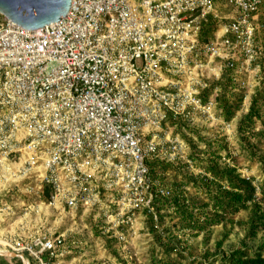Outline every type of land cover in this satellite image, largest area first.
I'll return each instance as SVG.
<instances>
[{
    "label": "built area",
    "instance_id": "obj_1",
    "mask_svg": "<svg viewBox=\"0 0 264 264\" xmlns=\"http://www.w3.org/2000/svg\"><path fill=\"white\" fill-rule=\"evenodd\" d=\"M220 1L72 0L65 18L35 30L0 14V206L12 213L3 196L18 190L41 199L37 209L73 212L106 195L116 227L133 228L137 210L154 213L172 189L152 178L150 162L193 168L188 144L160 134L181 120L220 121L216 98L203 96L210 77L229 68L236 82L264 57L255 24L264 0H223L236 16L201 41ZM0 243L28 264H51L77 241L22 233Z\"/></svg>",
    "mask_w": 264,
    "mask_h": 264
},
{
    "label": "rangeland",
    "instance_id": "obj_2",
    "mask_svg": "<svg viewBox=\"0 0 264 264\" xmlns=\"http://www.w3.org/2000/svg\"><path fill=\"white\" fill-rule=\"evenodd\" d=\"M217 15V17L212 16L214 29L210 35H207L210 37L208 41L214 39V33H218L222 26L230 22L236 16V12L221 0L220 4L218 3ZM255 24L257 26V42L264 48V9L258 13ZM205 39L207 41L206 37ZM236 57L235 63L240 64L243 61L242 57L239 55ZM245 67L246 69L238 74L236 82L230 77L233 73L230 69H224L222 76L218 79L210 77L209 88L203 92L205 99L213 96L218 105L222 99H225L232 107H235L237 111L231 120H225L221 116V108H218V114L220 113L218 122L193 124L181 120L171 123V125L176 124L175 130L161 133L160 136L164 139L168 135L172 138L178 135L188 144L189 154L192 148L188 140H192L199 147L204 148L203 140L197 138V133L203 139H218L225 147L220 151L221 163L236 166L243 176L254 179V182L260 185L264 178L263 171L257 160L251 158L248 150L242 147L237 128L239 119L248 112L255 96L258 98L262 115V120H257L255 126L262 127L261 121H264V57L245 65ZM228 123L232 124L230 130L226 129ZM250 143H256L253 136L250 137ZM258 148L262 150L263 145L260 144ZM150 167L151 169L153 167L152 178L171 189H173L175 181L180 179L179 173L182 171L198 174L202 170L195 162H193L192 168L182 161L167 162L159 159L152 160ZM189 190L194 192L193 188H189ZM3 200L4 203L12 207L13 212L9 213L11 211L4 210V205L0 206L1 238H4L5 235L22 233L27 235L47 233L53 237L64 234L66 241L70 239L77 241V244L68 247L62 256L52 258L51 264H151L154 253L158 257L161 255L160 249L149 233L148 217L145 212L141 210L135 212L133 228H129L125 224L116 227L113 219L117 213V206L111 203L110 198L106 195L103 196L102 205L92 209L79 208L74 212L43 205L37 209L36 204H39L41 199L28 197L18 190L3 196ZM31 205L35 208L30 207ZM165 212L169 213V210L166 209ZM233 217L236 221L244 222L248 219L249 212L241 211ZM164 221L165 225H171L176 223L177 218L169 220L166 217ZM116 231H123L126 240L120 242L115 236ZM182 237L186 246L185 259L182 260V264H189L191 259L203 257L207 253H211L210 258H213L214 254L220 256L241 247L243 242L248 245L249 251L252 253L259 250V247L264 243V231L259 233L256 239L250 240L245 237V226L239 223L234 226L231 224L213 226L200 232L197 236H194L190 230H186ZM218 241H222L220 248L217 246ZM0 248L8 247L0 243ZM29 261L30 264H35L34 260L29 259ZM215 264L220 263L215 262Z\"/></svg>",
    "mask_w": 264,
    "mask_h": 264
},
{
    "label": "trees",
    "instance_id": "obj_3",
    "mask_svg": "<svg viewBox=\"0 0 264 264\" xmlns=\"http://www.w3.org/2000/svg\"><path fill=\"white\" fill-rule=\"evenodd\" d=\"M212 20L213 17L208 16L204 21L201 41H206L205 37L207 41L210 38L207 35L214 29ZM219 104L221 116L227 121L231 120L236 108L225 99ZM257 120H262V115L255 96L248 112L239 119L237 129L242 147L248 150L251 158L257 160L264 174V121H261L262 127L258 128L255 126ZM251 136L255 138V144L250 143ZM197 138L203 140L204 148L188 140L192 148L189 158L202 168V173L182 171L179 173L180 179L174 183L171 195L154 199V213L145 211L149 233L161 252L159 257L153 254L151 264H182L186 250L182 234L186 230L197 236L213 226H234L239 223L245 226V237L250 240L256 239L264 231V178L257 185L254 179L243 176L236 166L222 164L220 151L225 147L218 139H203L198 133ZM260 144L263 145L262 150L258 148ZM152 170L153 167L151 173ZM189 188H193L194 192ZM166 209L169 213H164ZM241 211L249 212L244 222L236 221L233 217ZM166 217L169 220L177 218V221L165 225ZM217 246L220 248L222 241H218ZM210 256L211 253H207L203 257L191 259L189 264H264V243L252 253L243 242L241 247L228 253L220 256L214 254L213 258Z\"/></svg>",
    "mask_w": 264,
    "mask_h": 264
},
{
    "label": "water",
    "instance_id": "obj_4",
    "mask_svg": "<svg viewBox=\"0 0 264 264\" xmlns=\"http://www.w3.org/2000/svg\"><path fill=\"white\" fill-rule=\"evenodd\" d=\"M72 0H0V14L29 30L42 28L66 17ZM0 256L19 258L28 264L22 253L0 248Z\"/></svg>",
    "mask_w": 264,
    "mask_h": 264
},
{
    "label": "crops",
    "instance_id": "obj_5",
    "mask_svg": "<svg viewBox=\"0 0 264 264\" xmlns=\"http://www.w3.org/2000/svg\"><path fill=\"white\" fill-rule=\"evenodd\" d=\"M0 264H23L19 258L0 256Z\"/></svg>",
    "mask_w": 264,
    "mask_h": 264
},
{
    "label": "bare ground",
    "instance_id": "obj_6",
    "mask_svg": "<svg viewBox=\"0 0 264 264\" xmlns=\"http://www.w3.org/2000/svg\"><path fill=\"white\" fill-rule=\"evenodd\" d=\"M3 249V248H2Z\"/></svg>",
    "mask_w": 264,
    "mask_h": 264
}]
</instances>
